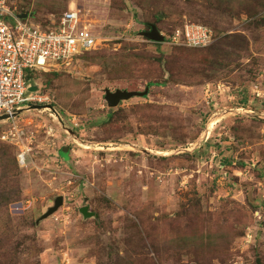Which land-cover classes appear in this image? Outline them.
I'll return each instance as SVG.
<instances>
[{
    "label": "rangeland",
    "instance_id": "rangeland-1",
    "mask_svg": "<svg viewBox=\"0 0 264 264\" xmlns=\"http://www.w3.org/2000/svg\"><path fill=\"white\" fill-rule=\"evenodd\" d=\"M8 1L42 28L76 7L104 41L37 74L52 109L0 122L9 161L29 148L17 176L0 171L21 190L0 213V264H264V0ZM187 24L210 45L142 35Z\"/></svg>",
    "mask_w": 264,
    "mask_h": 264
},
{
    "label": "built area",
    "instance_id": "built-area-1",
    "mask_svg": "<svg viewBox=\"0 0 264 264\" xmlns=\"http://www.w3.org/2000/svg\"><path fill=\"white\" fill-rule=\"evenodd\" d=\"M22 14L8 0H0V117L11 119L25 108L46 106L38 92L30 91L33 74L71 71L81 56L97 51L104 41L76 7L46 28L29 22L33 15L21 19ZM213 38L210 28L196 24H187L166 36L175 46L191 48L207 47ZM19 150L18 163L23 167L29 148L20 145ZM247 237L253 240L251 233Z\"/></svg>",
    "mask_w": 264,
    "mask_h": 264
},
{
    "label": "water",
    "instance_id": "water-1",
    "mask_svg": "<svg viewBox=\"0 0 264 264\" xmlns=\"http://www.w3.org/2000/svg\"><path fill=\"white\" fill-rule=\"evenodd\" d=\"M30 15L28 14H22L19 17L21 19H27ZM142 35L147 38L149 41L162 44L165 42V36L158 30L156 26H153L152 29L149 32L142 33ZM31 92H37V88L33 87L30 89ZM149 94V90L147 89L145 92H127V91H116L115 93H112L111 91L106 92V101L108 103V106L111 109L117 108L122 102L129 101L133 98L141 97L146 98ZM31 109H46L50 108L51 106H31ZM24 110L18 111L16 114H14L13 118H16L18 115H20ZM11 117L9 116H3L0 117V122L10 120ZM67 152V149L64 150ZM64 204V198L59 197L55 202V207L51 208L45 216H43L42 219H47L53 214H55ZM82 214L85 218H91L93 215L89 214V208L85 207L81 210Z\"/></svg>",
    "mask_w": 264,
    "mask_h": 264
},
{
    "label": "trees",
    "instance_id": "trees-1",
    "mask_svg": "<svg viewBox=\"0 0 264 264\" xmlns=\"http://www.w3.org/2000/svg\"><path fill=\"white\" fill-rule=\"evenodd\" d=\"M153 26H151V29ZM91 53H93V52L86 53L85 55L81 56L78 59V61L80 59L84 58L85 56L91 54ZM54 75H56V74H54ZM36 76L37 75H34V74L32 76L33 83L36 82ZM9 157L5 151L0 150V171H4V175H1V180L2 179L9 180L10 177L13 178L19 174L18 160L12 159L9 161L8 160ZM1 180H0V213L9 204L16 202V201H19L20 197H21V190L18 186H16L13 183V185L11 187H9V186L5 185V183H7V181L4 182Z\"/></svg>",
    "mask_w": 264,
    "mask_h": 264
}]
</instances>
